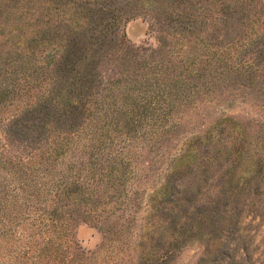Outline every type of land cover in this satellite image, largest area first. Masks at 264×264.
Returning <instances> with one entry per match:
<instances>
[{
  "label": "rangeland",
  "instance_id": "374dc122",
  "mask_svg": "<svg viewBox=\"0 0 264 264\" xmlns=\"http://www.w3.org/2000/svg\"><path fill=\"white\" fill-rule=\"evenodd\" d=\"M84 1L92 0H0V264H202L209 236L181 237L177 247L170 237L156 246L151 237L158 234L146 228L152 199L169 160L224 118L238 124L243 140L238 175L264 163V0L172 7L115 0L127 10L119 27L124 50L99 63L100 81L78 127L60 119L38 134L14 133L15 122L56 89L51 59L65 38L90 33L88 10L78 7ZM182 10L194 20L189 33L174 21ZM125 51L133 57L124 64ZM61 136L67 146L53 159ZM86 171L101 181L71 194L59 204L60 219L37 230L33 208H54L52 184L83 180ZM249 220L244 215L243 225ZM253 232L252 259L239 251L241 264L263 261L264 223Z\"/></svg>",
  "mask_w": 264,
  "mask_h": 264
},
{
  "label": "trees",
  "instance_id": "16d2710c",
  "mask_svg": "<svg viewBox=\"0 0 264 264\" xmlns=\"http://www.w3.org/2000/svg\"><path fill=\"white\" fill-rule=\"evenodd\" d=\"M159 1L172 7L175 2L193 0ZM239 1L235 0L236 6ZM78 7L88 10V19L92 23L90 33L78 32L65 38L63 50L51 59L56 89L48 90L37 107L29 109L23 120L15 122V130L13 126L10 129L14 133L38 134L47 126L56 125L60 119L69 128L78 127L87 110V97L100 81L99 63L110 55L108 53L124 50L122 45L125 34L119 32V27L122 17L127 13L126 9L117 7L115 0L84 1ZM229 7H225L226 15ZM233 9L232 12H236ZM187 14L182 10V14H176L174 21L181 25L182 31L189 33L191 27H194V20ZM129 54L125 51L122 63H128L129 58L133 57ZM109 84L108 88H115L113 84ZM3 95V92L0 93L2 101ZM120 107L123 108V105ZM53 116L57 118L54 122L50 118ZM237 130L238 124L230 118L217 121L203 136L194 137L180 156L169 160L163 184L152 199L156 201V205L146 227L148 235L158 234L155 239V235L151 237L157 247H162L161 243L170 237L174 240L169 245L177 247L179 238L201 233L210 237L205 243L206 256L201 260L202 264H224L223 257L228 259L225 264H241V260L236 259L239 251H242L243 259L251 261L253 237L248 233L254 231L257 234L258 228L264 223V163L256 160L238 175L242 163L243 140L238 137ZM59 133L58 136L64 132ZM58 141L57 148L51 151L53 159L68 143L64 136L57 137L56 142ZM83 167L84 165L79 166L82 172L85 171ZM86 173L88 175L85 174L83 180L58 178L52 184L54 208H33L34 216L40 218L41 226L36 227L37 230H49L54 225L56 214L63 208L59 204L69 199L71 194L75 195L80 188L101 181V177L94 176L92 172ZM77 177L81 179L80 176ZM27 195L38 197L37 193ZM244 215L250 216L245 225ZM52 217L55 218L53 223L48 224ZM263 249L258 254L263 257V261H257V264L264 262ZM257 251L254 250V253Z\"/></svg>",
  "mask_w": 264,
  "mask_h": 264
}]
</instances>
